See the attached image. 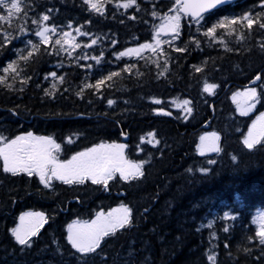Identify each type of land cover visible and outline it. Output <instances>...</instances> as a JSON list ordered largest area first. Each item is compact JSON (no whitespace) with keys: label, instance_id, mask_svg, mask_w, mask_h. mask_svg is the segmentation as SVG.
<instances>
[{"label":"trees","instance_id":"1","mask_svg":"<svg viewBox=\"0 0 264 264\" xmlns=\"http://www.w3.org/2000/svg\"><path fill=\"white\" fill-rule=\"evenodd\" d=\"M174 3L136 0L138 7L118 8L111 0L101 14L89 10L83 0H23L27 16H14L13 27L23 25L26 31L13 34L6 51H0V76L10 85L0 84V136L8 140L31 132L50 137L59 145L53 155L61 161L93 145L124 144L128 161L143 162L142 175L121 180L114 174L106 185L53 179L46 188L34 173H5L0 160V264H76L67 226L118 205L131 209L130 229L103 243L88 264H264V247L255 239L253 223L264 212V138L252 149L244 146L253 116L236 113L230 99L233 91L253 84L258 92L255 111H264V79H255L264 73V53L259 50L264 31L254 25L249 35L241 28V41L218 29L231 51L220 39L213 42L202 35L222 16L264 13V4L238 0L205 14L204 27L182 16L175 40L171 34L161 35L164 43L154 52L146 49L117 58L127 48L154 43L152 34L161 20L151 13L169 12ZM41 13L49 15L45 24L57 29L49 33L47 44L34 35L32 20ZM0 14L7 13L0 9ZM77 27L91 36L76 35ZM63 32H70L72 43L80 47L65 44L67 51H61L55 40L62 39ZM92 39L97 42L92 44ZM28 40L39 48L27 61L17 62L21 75L13 79L3 68L16 60L17 49L25 50ZM97 56L99 63L93 59ZM126 67L129 70L123 71ZM161 70L163 76L158 75ZM110 72L120 75L96 89V80ZM205 82L216 85L211 94L203 91ZM81 88L83 93L77 95ZM173 100H188L191 113L171 108ZM206 131L219 134L220 151L200 155L198 138ZM148 133L153 134L151 142ZM209 159L216 162L208 165ZM201 166L209 171L195 170ZM25 211L43 213L45 223L33 238L34 246L21 251L9 229ZM210 255L214 262L208 260Z\"/></svg>","mask_w":264,"mask_h":264},{"label":"snow or ice","instance_id":"2","mask_svg":"<svg viewBox=\"0 0 264 264\" xmlns=\"http://www.w3.org/2000/svg\"><path fill=\"white\" fill-rule=\"evenodd\" d=\"M111 2V0H83L84 5H87L88 9L92 12L103 13L104 3ZM226 0H175L172 8L169 12H165L162 15L153 11L151 14L153 17L159 16L161 23L155 26L152 40L154 43H141L135 48H127L117 54V58L125 55H140L144 49L149 51H155L159 49L161 43L164 41L159 39L160 33H171L172 40L177 38L180 14L187 16L189 13L192 16L193 22L200 27H204L201 24V20L205 19L204 14L213 15L214 9L218 6L223 5ZM264 4V0H261ZM115 4L118 8H131L136 5V0H115ZM23 0H0V9L6 11V15L0 14V51H6L5 46L9 45V41L13 39V34L20 35L26 31V27L21 25L19 28L13 27V17L19 16L22 12L25 17L27 12L25 7H22ZM138 7V5H136ZM174 13V14H169ZM49 20V15L41 13L37 19L32 20V24L36 26L34 35L39 38L41 44H47L49 41V33H56V27H51L45 24V21ZM8 23V27L4 28V23ZM256 26L258 30L264 31V13H257L255 16L250 15L249 11L243 12L242 15H229L222 16L219 19L211 23V26L207 27L202 35L209 37L213 42L220 39L221 46H224L227 51L232 49L227 48L224 40L220 38V34L217 32L218 29L222 30L224 35L232 36L235 35L236 40H244L245 36L241 34L240 29H246L249 35L253 26ZM71 28V23L68 25ZM199 31V28L197 29ZM76 35L83 36L89 35L90 33L82 32L79 27L75 28ZM62 39L57 38L55 45H59L61 51H67L64 45H69L70 48L80 47L79 44L72 43L74 37L71 36L70 32H63ZM97 41L91 40L92 44ZM197 46L199 41H194ZM116 43V41H112ZM28 46H31L30 48ZM87 47V45H85ZM39 45L33 43L32 40L26 42V48L22 50L17 49V58L12 60L3 68L5 74L11 73L13 79L21 75L18 70V61H27L32 55L33 51H36ZM261 53H264V41L260 42ZM175 51L183 52V48H175ZM26 53V54H24ZM68 55H72L71 51H68ZM104 53L101 52V56ZM164 53L161 51L160 56L163 57ZM88 57H82L87 59ZM100 62V57H93ZM155 63V61H152ZM91 67V65H89ZM164 68H167V61H165ZM126 67L123 71H128ZM199 72L201 69L196 67L195 69ZM48 75L55 79V73H49ZM119 72H110L108 76L103 79H98L95 82V88L99 89L105 80H110L114 76H119ZM159 76L164 75V71L161 70L158 73ZM255 79H264V73H258ZM22 83H27V79L23 80ZM0 84L5 87H10L7 84L5 76H0ZM55 86L53 85V88ZM86 88H92L93 85H84ZM216 88L215 84H209L205 82L203 91L212 93V90ZM45 93L50 95L48 89H45ZM83 93V88L77 95ZM245 96L246 104L245 110H250L254 105L257 98V90L255 87L246 90ZM235 99V96H234ZM109 105H112L114 101L108 100ZM158 103V101H157ZM187 105V101L183 102ZM157 111L162 112V109ZM186 111L190 114L192 109L186 108ZM245 114V112H242ZM187 119V116L184 117ZM264 121V113L258 118ZM256 122L249 127V134L243 141L244 146L248 149H252L254 145L261 142L264 138V127H261L259 131L255 130ZM151 137L152 133H148ZM211 137V139H208ZM143 139V137L141 138ZM201 141H206L205 148L207 151L218 152L220 149L216 146V140L219 137L216 133L205 134L202 136ZM151 142V141H149ZM123 145L111 144H98L93 145L91 148H86L82 152L75 153L69 160L59 161L52 154V148H59V145H55L50 137H34L31 132L23 135H18L10 140H5L3 136H0V160L3 161V171L5 173H12L16 175L18 172L26 173L31 176L33 172L36 173L40 178V183L46 188L50 186V182L53 178L62 180L65 184L72 183H83L85 179H90L93 184H107L112 179L113 174L118 172L121 180H132L142 175L141 164L143 162L132 163L124 159L122 155ZM236 159L235 156L232 157ZM216 161L209 159L208 165L214 164ZM193 169H188L192 171ZM196 171L207 173L209 169L206 166H201ZM131 209L126 205H121L119 208L110 209L107 213L99 211L90 221H73L67 226V243L71 246L74 252H70L71 255L75 256L76 264H88L90 258H94L99 255L100 251L103 250V243H106L108 239H114L121 231H127L131 227L130 223ZM224 217L228 218L229 213L225 212ZM45 223V217L43 213H23L19 217V223L14 228H10L11 239L15 242V245L19 246L21 251H26L34 246L35 240L40 232L41 227ZM211 223V222H210ZM253 223L256 224L255 239L258 240V245L264 247V212H261L257 217L253 218ZM52 243H57L53 240ZM61 245H57L55 251L59 252ZM246 252H250V249H245ZM208 260L211 262L215 261L214 256H208ZM101 264H108L107 261L101 260Z\"/></svg>","mask_w":264,"mask_h":264},{"label":"rangeland","instance_id":"3","mask_svg":"<svg viewBox=\"0 0 264 264\" xmlns=\"http://www.w3.org/2000/svg\"><path fill=\"white\" fill-rule=\"evenodd\" d=\"M171 14H174V13H171ZM170 14V15H171ZM180 20H181V16H180ZM179 23H180V21H179ZM162 34H168V33H160L159 35H162ZM150 43H152V42H150ZM145 50V49H144ZM252 87H254V85L252 84V85H250V86H248V87H246V88H243V89H240V90H236V91H234L233 92V94H232V100H233V102L235 103V108H236V111L237 112H239V113H242V112H245V114H248V113H250L252 110H253V107H254V105L251 107V109L250 110H245V104L247 103L246 102V100H245V96L243 95V94H245L246 93V90L247 89H249V88H252ZM234 96H235V99H234ZM185 101H187L188 103H187V105H185L183 102H185ZM256 103V100H255V102H254V104ZM171 108H173V109H175V110H178L182 115H186V113H187V111H186V108H189V101L188 100H173L172 102H171ZM262 113H264V112H262ZM261 116V113H258V115L256 114L255 115V117L253 118V120H252V122H251V124L249 125V127L250 126H252L253 125V122L255 121L256 122V125H255V130L256 131H259L260 129H261V127H264V121H261V120H259L258 118ZM249 127H248V129H247V131H246V135H245V137H244V139L246 138V137H248V134H249ZM211 134V133H215V132H213V131H206V132H203L200 136H199V138H198V145H197V151L200 153V154H207V153H213V151H207L206 150V148H205V143H206V141H201V137L202 136H204L205 134ZM19 135H23V134H19ZM34 137H44V136H38V135H34V134H32ZM217 135V134H216ZM18 136V135H17ZM218 136V135H217ZM13 139V138H12ZM146 139L148 140V141H150L151 140V137L150 136H148V137H146ZM208 139H211V137H208ZM8 140H10V139H8ZM52 140V139H51ZM216 146L218 147V140H216ZM106 145H111V144H106ZM117 145H123L124 147H123V149H122V155H123V157H124V151H125V145L124 144H117ZM53 149L54 148H52L51 149V151H53ZM82 152V151H81ZM73 156V155H72ZM71 156V157H72ZM70 157V158H71ZM69 158V159H70ZM69 159H67V160H69ZM125 159V158H124ZM58 160V159H57ZM126 160V159H125ZM59 161H61V160H59ZM63 161H66V160H63ZM2 163H3V161H2ZM33 173H35V172H33ZM117 174H119L118 172H116ZM35 175H36V173H35ZM37 176V175H36ZM38 177V179L40 180V178H39V176H37ZM53 179H55V178H53ZM121 205H118V206H116V207H113V208H111V209H114V208H119ZM110 209H108V210H100V211H103V212H105V213H107L108 211H109ZM99 212V211H98ZM23 213H39V212H31V211H25V212H23ZM23 213H21V214H23ZM97 213V212H96ZM95 213V214H96ZM21 214H20V216H21ZM95 214L93 215V217L95 216ZM19 216V217H20ZM93 217H91V218H89V219H85V220H74V221H90ZM73 222V221H72ZM71 222V223H72ZM19 223V218H18V220H17V223H16V225ZM70 223V224H71ZM16 225H15V227H16Z\"/></svg>","mask_w":264,"mask_h":264},{"label":"water","instance_id":"4","mask_svg":"<svg viewBox=\"0 0 264 264\" xmlns=\"http://www.w3.org/2000/svg\"><path fill=\"white\" fill-rule=\"evenodd\" d=\"M231 1H233V0H226V2H225L224 4H227V3L231 2ZM224 4H223V5H224ZM221 6H222V5H221ZM218 7H220V6H218ZM218 7H217V8H218ZM188 15H190V16H191V14H190V13H189Z\"/></svg>","mask_w":264,"mask_h":264}]
</instances>
